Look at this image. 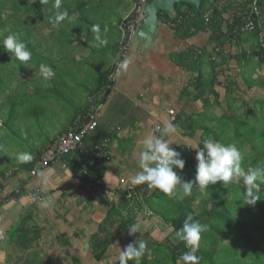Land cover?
I'll list each match as a JSON object with an SVG mask.
<instances>
[{"label": "trees", "instance_id": "16d2710c", "mask_svg": "<svg viewBox=\"0 0 264 264\" xmlns=\"http://www.w3.org/2000/svg\"><path fill=\"white\" fill-rule=\"evenodd\" d=\"M251 1L252 0H249L244 3L243 9L232 18V21H230L226 27H223L224 19L222 11L218 10L214 2H210V0H201L202 3L199 11H196L189 3H177L173 16L169 15L167 12L160 11L159 18L164 23L169 24L174 31L175 37L178 39H187L189 36L199 31H210V40L219 45H223L227 41L238 38L239 35L243 33L242 31L253 32L257 35L258 39V29L257 31L243 29L248 22V5ZM104 2L105 5H103ZM263 2V0H258L261 13L259 16L253 17L256 22L261 21L263 23ZM119 3L120 2L117 4ZM209 3L211 5H208ZM53 4L54 0H49L46 5L42 6L39 0H0V40L10 34L22 36L21 34L26 33L31 37L32 32L29 28V24L34 23L36 20L42 21L48 19L47 24L51 27V35H53L55 31H57V34L60 32L68 34L65 37L66 40H62V44L67 43L72 45L74 41H78V36L84 38L83 44H88V41L94 40V36H89L88 33H90V31L87 26H93L98 23L102 24L101 22L108 18L107 12L113 9V5L108 4L107 0H62L60 10H67L68 13L75 16L76 19L73 23L67 21L62 22L60 25L63 27L57 29V26H53L49 22V18L54 12ZM138 4L139 0H135L134 9L131 10L126 17H119V28L123 29L124 23L135 15V9ZM185 5L188 6L187 9L184 8ZM99 19L101 22L98 21ZM68 28L71 30L70 33L64 30ZM54 37L57 41V37ZM125 38L126 33L123 40L116 44L119 59L120 47ZM20 40H22V38ZM257 45L258 50L256 53L264 60V48L260 47L259 40ZM29 47L32 48L34 52H32V59L28 62V66L32 64L39 68V65L43 63V61L46 62L48 60L47 58L53 59L51 55H53L54 52H50V56H46L38 50L37 52L36 48L38 44L36 42L29 40ZM48 50L52 51L53 49L48 48ZM169 57L171 61L185 70L199 71L200 69L199 55L193 50L173 52ZM14 61H17L15 57L11 58V56L4 51L3 46L0 45V93L6 90L9 81L15 79L14 76L16 71L20 74L27 67V65L23 69L10 67L8 63H13ZM51 65H54V62H52ZM113 66L100 72L96 85L89 90L87 104L70 117L71 124L68 129L73 127L79 114L90 110L95 103H106L113 91L107 88ZM17 92L18 89L15 87L13 92L7 96L9 101L16 98L18 95ZM37 94H39V91L34 90V93L30 95L36 96ZM5 112L7 116L4 119L2 114ZM5 112H0L1 125H7V121H9L12 122V126L16 119H25L21 117L20 103L12 102V106L7 108ZM12 117L14 118L13 121ZM226 119H229V117ZM230 124V121L223 120L216 131L212 129L218 134V137L214 140L218 141L223 138V142L225 140L229 141V139H231L229 136ZM16 127H18V123ZM68 129L63 127L62 132L59 133L62 134ZM60 134L54 136V139H48L47 143L50 142L49 145L45 148L46 144H44L38 148L35 152L36 154L32 156V160L28 163L21 164L18 171L24 170L30 173L32 170L37 169L36 166L39 157L49 149L50 145ZM92 134L88 137L86 142L100 144L103 140L108 139V155L111 158V135L101 140H93ZM260 134L259 132V135ZM262 134H264V132ZM22 139L24 142L26 141V138L22 137ZM206 139L207 138H204L202 142L196 146L202 147L203 141ZM10 141L12 142V140ZM238 146L239 148L243 147V145L241 147L240 145ZM174 149L181 153V158L186 162L184 170L189 169L195 172L197 165V160L194 156L196 152L195 149H190L186 145L177 146ZM244 155L241 166L245 170L249 167H264V140L263 142L250 144V151ZM107 161L108 159L92 160V158L78 151L67 154L62 158V162L74 175L79 177L85 185L90 178L93 180H101L104 177L108 168L106 164ZM85 171H87V173ZM14 173L15 174L11 171L7 173L5 171H0V192L7 184L4 175H16L17 170H15ZM242 184L243 182L241 180L225 187H223L221 182L212 184V186L210 184L206 189H200L194 186L191 195L184 198L188 207L190 208L191 206L190 212H184L181 215H177L178 209L176 208L175 214H169L168 210L174 212V209L164 208L161 207V204L153 203L151 201L152 198L149 199L147 197V193L144 195L142 194L143 192L139 191L140 188H145L142 185L136 186L137 193L133 192L129 197L124 195L114 202H109L102 196H97L92 191V196L98 198L99 203L106 208V211L96 230L88 237L87 242L89 244V251H91L96 260L103 261L111 254V252L110 254L108 252L114 243L122 242L124 238L130 237L135 239V243L138 239L145 241L147 249L150 250H146L145 255L141 259V264H183L181 260L182 253L188 251V249L185 248L184 243L179 240L176 233L182 227L184 219L191 214L194 220H198L201 224L208 225V230L201 233L200 246L196 253L200 258L199 264H264V184L260 185V199H258L253 206L243 205L240 202L242 194L245 191V186ZM236 187H239L238 193ZM22 189L23 188H21V194H23ZM21 194H16L13 191L10 193L9 198L12 196H21ZM165 195L166 194L160 191L161 199L162 196L165 197ZM196 201L198 203L197 209L194 208V203ZM208 203H210L209 208L207 207ZM35 204L36 203H33L32 205ZM146 205H148L151 210L146 208ZM147 211H151L148 212L151 213L150 216H157L158 219L163 222L165 221L167 223L166 225L172 228V232L164 240L148 241L147 234L139 237L140 232L129 235L127 225L137 223L139 214L142 212L147 213ZM43 233L44 227L37 223L32 213L28 212L21 216L17 226L11 231L9 236L12 244H16L20 247L21 251L27 252L21 259L16 260L17 264L42 263V260L39 258V252L35 250V248L40 247V245L35 243L41 239ZM34 251L37 253L34 254ZM73 263L80 264L81 262L79 259H75ZM128 264H134V262L128 261Z\"/></svg>", "mask_w": 264, "mask_h": 264}, {"label": "crops", "instance_id": "0c3cea01", "mask_svg": "<svg viewBox=\"0 0 264 264\" xmlns=\"http://www.w3.org/2000/svg\"><path fill=\"white\" fill-rule=\"evenodd\" d=\"M246 1L249 0H210V2H214L218 10L222 11L224 19L223 27H226L229 22L232 21V18L243 9V5ZM201 3L200 0V5ZM208 5L211 4L209 3ZM187 7L186 5L184 6L186 9ZM174 13L175 8L169 15L173 16ZM262 21L264 24V7ZM164 30L168 32V36L173 42L172 44L176 46V49L170 50L169 53V46L167 47L163 41L162 32H164ZM242 32L243 33H241L238 38L227 41L223 45H219L210 40V31H199L198 33L192 34L187 39H178L175 37L174 31L169 24L161 21V26L158 30V40L156 42L140 45L143 46L142 50L144 53L143 57H140L145 62L150 61V64L146 63L145 65H152L158 74L159 72L163 74V76L157 74V76L151 80L147 88L148 95H151L152 98L151 102L148 103L144 100L146 97L145 95L141 97L142 100L136 101L134 106L130 107V116L127 118L128 122L132 125H127V121L122 118L121 112H119L125 101L121 96H118L116 101L118 109L114 107V109L109 108L107 110L105 120H100L97 130L92 134L93 140H101L111 135V154L113 155L114 152H117L119 155L121 154L119 162L122 166L124 165L126 167V161H138L140 156L136 153L134 154L133 151H137L142 147L144 148L143 142L149 136L153 134L157 136L160 135L155 132V123L161 118L159 115L160 111H158V106L160 105L159 100L160 98H165L170 102L168 113H166L168 115L167 120L165 121H171L176 126L175 132L165 137V139L171 143L170 147L175 148L184 145L196 146L201 143L204 138L216 139L218 134L212 129L216 131L223 120L231 122L229 133L231 139L223 142L222 138L218 140L219 142L223 144H242L249 146L255 143L250 141L252 133L244 131L243 129H246V125L249 122L257 121L259 124L262 123V117L264 115V60L256 53L258 50L257 35L253 32ZM146 49L150 54L148 56L145 51ZM188 50H193L199 55V71L185 70L171 61L169 57L173 52H184ZM162 54H165V56L159 59ZM111 96L112 94L110 97ZM109 98L106 103L110 100ZM260 104L263 106L261 110H259ZM171 109L174 110V114L169 113ZM115 113H117L118 117H113ZM135 115H138V118H136ZM227 117H229V119H226ZM114 121H118L119 124L114 125ZM32 122V120L27 119L25 122L27 126L26 129H28V127L30 130L33 129V127H31ZM70 124L71 119L65 126V129H68ZM46 128H49V126ZM128 128H130L129 134L126 136L120 134V129L126 132ZM259 130L260 129L256 130L258 135ZM49 143L46 144L45 148ZM125 145H127V147H124ZM129 147L132 149V155L128 154ZM241 150L240 148V151ZM124 157L127 159L126 161ZM63 168L69 170L64 163ZM125 170L127 169H124V171ZM174 170L178 171L179 169ZM138 171H140L139 168L129 171L127 177L121 173L123 176L120 177L119 184L120 182H128V177L134 176ZM181 171L185 170L183 169ZM38 173L39 171H37L36 176ZM49 173L45 174L48 178V185L46 188H43L42 183L40 185L37 183L30 184L28 178L21 177L17 180L14 188L9 189L8 194L1 195L0 202L4 210L0 208V234L2 233V236H0V264H6L8 262V253L12 247L15 246V244L11 243L9 236L11 231L17 226L21 216L30 212L38 222V218L43 214L41 207L32 205V203L30 205L25 196L26 192L35 187L42 189L44 195L49 193L48 191H51V196L47 198L51 202L61 201V197H63L65 193L72 196L73 199H76V196L80 197L82 204L75 206V204L72 203V206H68L73 213L77 211L78 215L73 217L76 218L75 221L82 222L85 227L89 224L91 225L92 220H94L93 223L96 222L98 225L104 217L106 211V209H102L104 206H97V209H93L96 205L93 203L96 199L98 200V198L92 196V191L79 177L74 175L71 170L69 174H65L64 176H60L56 170H50ZM106 173L102 178L103 185L114 191L120 189L119 186L116 187L111 184V178L110 180H108V178L104 179ZM34 179L35 176L31 178V181ZM106 181H108V183ZM6 183L5 188L1 192L9 188V181H6ZM106 183L108 185H106ZM142 186L145 188H140L139 191L143 192L142 194L144 195L147 193V197L149 199L152 198L151 201L153 203H165V199H161L160 197L159 190L148 188L146 184ZM17 187L23 188V194L21 196H12L9 198V193L11 191L13 192ZM176 192L178 195H181L182 188L177 186ZM5 202H7L6 205H3ZM37 203L38 202H36V205ZM195 203H197V201ZM146 206V208L151 210L148 205ZM97 212L98 214H102L101 218H93ZM148 212L151 211H147V213L142 212L138 216L137 223H139L142 228L139 237L147 234L148 241L164 240L172 232V228L166 225L167 223L165 221L163 222L158 219L157 216L148 215ZM42 216L45 215L43 214ZM132 239L135 241L134 238ZM129 241H132L131 238L126 237L122 242L114 243L108 253L114 252L117 246L119 247V249H117L118 252H121V250L130 244ZM39 251L40 256L41 250ZM56 251L57 249L54 250V252ZM118 260L119 259H117V261ZM14 264H17L16 260H14Z\"/></svg>", "mask_w": 264, "mask_h": 264}, {"label": "rangeland", "instance_id": "374dc122", "mask_svg": "<svg viewBox=\"0 0 264 264\" xmlns=\"http://www.w3.org/2000/svg\"><path fill=\"white\" fill-rule=\"evenodd\" d=\"M118 2L120 3L117 4ZM107 3L112 4L113 9L107 12V20L102 22L100 19L98 20L102 23H98L102 33L105 27L108 29L107 33L103 36V38L107 40V44L104 46L99 45L95 39L88 41V44H83L82 42H84V38L82 36H78V41H74L72 45L67 43L62 44V40H66L65 37L68 34L64 32L57 34V31H55V33L51 35V27H49L47 24L48 19H44L42 21L36 20L34 23L29 24V28L32 32L31 37L26 33L21 34L22 36L18 35L19 39L22 38V40H24L23 42L26 43L31 52L34 51L29 47V40L36 42L38 44L36 51L38 50L40 53L42 52L46 56H50V52H54V54L51 55L53 59L47 58L48 60L46 62L43 61V63L52 67L55 72V76L48 81H43L39 75V68H37L35 65L29 64V66L27 65L25 70L20 74L16 71L14 76L15 79L9 81L6 90H3L0 93V112H5L7 108L12 106V102H16L21 104V117L25 118V120L16 119L12 126V122L9 121H7V125H1L2 121L0 120V171H5L6 173L11 171L13 174H15V170H17L16 175H4L6 181H9L10 186L7 190L0 192V198L1 195L8 194L9 189L14 188L17 180H19L21 177L28 178L30 184L37 183L40 185L42 178L46 177L45 174L49 173L50 170H56L60 176L69 174L70 169L68 170L63 168L62 161L54 163L52 166L54 168L50 166L41 167L37 163L36 167L39 173L37 176H35V179L31 181V178L34 177H31L29 172L24 170L18 171L21 163H18L17 156L22 152H27L31 154V156H34L38 148L44 144H47L48 139H52L54 136L60 134L59 132H62L63 127L69 123L70 117L73 116L76 111L86 105L89 90L96 85L100 72L112 67L113 64H115V62H117L119 59L116 44L121 42L125 37L124 29L119 28L118 25L119 17H126L131 12V10L134 9L135 0H107ZM103 5H105V2ZM61 27L63 26L59 25L57 26V29H61ZM87 27L90 31L92 26L89 25ZM64 30L69 31V33L71 31L69 28ZM137 33H139V35H137L132 40L128 54L124 58V61L126 60L128 62L127 70H121L118 73L116 87L114 88L115 90H113L112 96L109 98L110 100L102 108L99 115L100 120H105L106 112L109 108L114 109V107H116V109H118V104L116 102L118 96H121L125 101L123 104L124 108L122 107L119 112H121L122 118L127 121V125H132L130 122H128L127 118L130 116V107L134 106L136 101L142 100L141 97H144L143 95H145L146 97L144 100H146L148 103L151 102L152 98L151 95H148L147 88L150 85L151 80L157 76L158 72L152 67V65H145L146 63L150 64V61L145 62L142 60L141 57H143L144 53L142 50L143 46L140 45L147 43V41H145L146 38H143L141 31H138ZM88 34L89 36H94L91 31ZM168 35V32L165 30L162 32L164 44L167 47L169 46V53L170 50L176 49V46L172 44L173 42ZM54 36L57 37V41L55 40ZM48 48H52L53 50L49 51ZM145 51L147 56L150 55L147 49ZM164 56L165 54H162L159 59ZM52 62H54V65H51ZM8 64L13 68L23 69L25 67V65L21 64V62L18 60ZM158 75L163 76V74H160V72ZM15 87L18 89V95L15 99L9 101L7 96L13 92ZM34 90H38L39 94L36 96L30 95L34 93ZM159 101L161 107L160 105L158 106V111H160L159 115L161 118L155 123V129L157 127H163L164 121L167 120L168 115L166 113H168V107L170 103L169 100L165 98H160ZM263 106L260 104L259 110H261ZM2 115L5 119L7 113L5 112ZM113 117H118L117 113L113 114ZM135 117L138 118V115H135ZM262 118L261 124L257 123V121L249 122L246 125V129H243L244 131H249L252 133L250 137L251 142L258 143L263 142L264 140V134H262L264 132V115ZM27 119L33 121L31 126L33 129L31 130L29 127L26 129L27 126L25 125V122ZM13 120L14 118L12 121ZM17 123L20 129L16 127ZM113 124L118 125L119 122L114 121ZM48 126L49 128H46ZM130 128H128L126 132H123V130L120 129V134L126 136L130 133ZM257 129H260V135H258V132L256 131ZM157 134L160 133L157 132ZM22 137L26 138L25 142L23 141ZM10 140H12V142ZM236 146L240 150L239 146ZM241 146L242 144H240V147ZM124 147H127V145ZM129 148L128 154L131 155L136 153L140 156V153L144 150L142 147L141 149L139 148L137 151H133L132 153L131 147ZM241 149V154L243 157L245 156L244 154L250 150V146L243 145ZM125 157L124 159L126 161L127 159ZM120 158L121 154L119 155L117 152H114L112 157L106 162L108 169L104 179L108 178V180H110L111 178V184L113 186H119L120 189L126 190L131 186V183L129 182L131 181V176L128 177V182H120L119 184V179L121 176H123L121 173L127 177L129 171L139 168V160L126 161L125 167L124 165L122 166L120 164ZM124 169L127 170L124 171ZM176 172L177 175L181 177L182 181L193 180L195 176V172L189 169H186L185 171L178 170ZM106 182L108 183V181ZM107 183L106 185H108ZM178 187L180 186L178 185ZM238 188L239 187H236L237 193ZM107 190L110 189L107 188ZM48 192L49 193L43 195V197L38 201L37 205L35 204V206L41 207L42 213L45 215L42 216V214L38 218L37 223L44 227V233L42 238L37 243H35L40 245V247H36L35 250L38 252L41 250V255L39 256V258L42 260L41 264H74L73 262L75 259H79L81 262L80 264H118V261H115L119 259L120 255V252L117 250L119 249L118 246L115 247L114 252H111L109 257L105 258L103 261L96 260L91 251H89V246L86 247L88 244V237L93 231L96 230L98 225L96 222L93 223L94 220H92V224H89L87 227H85L82 222H77L75 221L76 218H73L78 215L77 211L73 213L68 205L72 206V203H74L75 206L82 204L80 197L76 196V199H73L72 196L65 193V195L61 197V201L51 202L47 207H45V202L49 200L47 198L51 196V191ZM177 197V194L174 196H162V199H165V203L161 204V207L174 209V212L168 210L169 214H175V208L178 209L177 215H181L184 212L189 213L191 206L190 208L188 207L187 202L184 201L185 197L183 199H179ZM6 203L7 202H5L3 205H6ZM29 204L31 205V203ZM93 204H96L93 209H97V206H103L98 202L97 199ZM197 207L198 203H194V208L197 209ZM207 207H210V203L207 204ZM0 208L4 210L1 202ZM102 209L104 210L106 208L102 207ZM101 215L102 214H98L97 212L93 218H101ZM131 240L132 241L129 242L135 244V241L132 238ZM55 249H57L56 252H54ZM20 250L21 248L15 244V246L12 247L8 253V262L6 264H14V260L21 259V257L27 253ZM36 253L37 252L34 254Z\"/></svg>", "mask_w": 264, "mask_h": 264}, {"label": "clouds", "instance_id": "9594fccd", "mask_svg": "<svg viewBox=\"0 0 264 264\" xmlns=\"http://www.w3.org/2000/svg\"><path fill=\"white\" fill-rule=\"evenodd\" d=\"M41 6L46 5L49 0H39ZM62 0H54L53 15L49 18V22L53 26H59L62 22L73 23L75 16L70 15L67 10L61 11ZM94 34V39L99 45L104 46L107 40L103 38L107 33V27L101 32L100 25L96 24L90 28ZM11 58L15 57L21 64L27 65L32 59V52L26 43L20 40L15 34H10L0 40ZM20 64V65H21ZM128 62L122 61L117 65V71H126ZM39 75L43 81H48L55 76V72L51 66L41 63L39 65ZM176 126L171 121H165L163 127H157L155 134L146 138L143 142L144 150L140 153L138 161L140 171L131 177V186L146 184L148 188L157 189L168 196L176 195L177 186L182 188V194L177 198L183 199L190 196L194 186L200 189H206L210 184L221 182L223 187L229 184H235L242 180L245 191L242 194L240 202L243 205L253 206L260 199L261 184H264V167H249L245 170L242 165L241 151L235 144H223L212 138L203 141V146L193 147L186 145L190 149L196 150V171L193 180L182 181L174 169L183 170L185 160L181 158V153L170 147L165 137L170 133H174ZM32 160L31 154L22 152L18 154V163L24 164ZM42 186L46 188L48 178H42ZM51 201L45 202L47 207ZM129 235H134L142 231L139 223L127 225ZM208 230V225L201 224L198 220H194L193 216L188 215L182 227L177 231L176 236L184 243L188 251L182 253L181 260L183 264H199V257L196 253L199 250L201 233ZM147 249L145 241L138 239L135 244H128L119 255L118 264H128L133 261L134 264H141V259Z\"/></svg>", "mask_w": 264, "mask_h": 264}, {"label": "built area", "instance_id": "2783aa9c", "mask_svg": "<svg viewBox=\"0 0 264 264\" xmlns=\"http://www.w3.org/2000/svg\"><path fill=\"white\" fill-rule=\"evenodd\" d=\"M143 3L144 0H139V4L135 9V15L132 16V18H130L126 23H124L123 29L126 33V38L120 47V59L114 64L113 70L109 76L110 82L107 84V88L110 90H114V88L116 87L117 76L120 72L117 71V65L124 61V58L127 56L130 48L131 38L137 32L138 20L142 15L141 6ZM260 13L261 10L258 0H252L248 5V22L243 29L250 31H257L258 29V40L260 42V45L264 48V24L261 21L256 22L253 18L254 16H259ZM104 104L105 103H95L90 110L85 113L79 114L73 124V127L60 134L50 145L49 149L39 157L38 165L41 167H49L56 162L62 161L63 156L75 151L87 155L88 157L92 158V160H109L110 156L108 155V139L103 140L100 144L86 142L88 137L96 131L99 125V115L102 108L104 107ZM169 113L173 114L174 111L171 109L169 110ZM194 156L196 158V152ZM85 172L87 173V171ZM36 174L37 169L30 172L31 177L36 176ZM86 186L91 191H93L94 194H96L97 196H102L109 202L117 201L124 195L129 197L133 192L137 193L136 186H130L126 190H107V188L103 185L102 179L93 180L92 178H90L86 182ZM13 191L16 194H21V187H17ZM43 195L44 193L39 187H35L34 189L25 193L28 202L32 204L38 202L43 197ZM148 215H151V213H148ZM0 236H2V233L0 234Z\"/></svg>", "mask_w": 264, "mask_h": 264}, {"label": "water", "instance_id": "95a60500", "mask_svg": "<svg viewBox=\"0 0 264 264\" xmlns=\"http://www.w3.org/2000/svg\"><path fill=\"white\" fill-rule=\"evenodd\" d=\"M185 1L193 6L196 11L200 9V0H144L141 6L142 15L139 17L137 32L141 31L142 36L147 43L156 42L158 40V30L161 26V20L159 18V12L164 11L171 14L175 8L177 2ZM131 38L132 40L139 35L137 33ZM143 41V42H145ZM130 43V45H131ZM87 244L86 247H88Z\"/></svg>", "mask_w": 264, "mask_h": 264}]
</instances>
